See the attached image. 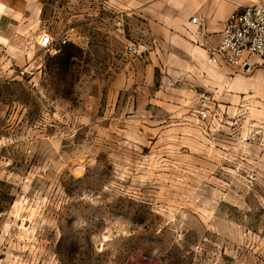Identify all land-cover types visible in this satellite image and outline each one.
Here are the masks:
<instances>
[{"label": "rangeland", "instance_id": "1", "mask_svg": "<svg viewBox=\"0 0 264 264\" xmlns=\"http://www.w3.org/2000/svg\"><path fill=\"white\" fill-rule=\"evenodd\" d=\"M101 2L41 0L0 42V264H264V61L148 102Z\"/></svg>", "mask_w": 264, "mask_h": 264}, {"label": "crops", "instance_id": "2", "mask_svg": "<svg viewBox=\"0 0 264 264\" xmlns=\"http://www.w3.org/2000/svg\"><path fill=\"white\" fill-rule=\"evenodd\" d=\"M254 1L102 0L101 3L124 17V32L118 33L120 40L142 43L147 49L145 58H130V81L137 82L143 76L148 80V102H169L173 97L170 94L180 91V82L183 87L212 88L217 84L218 72L238 70L221 56L218 63L211 62L206 46H217L227 20ZM40 5L41 0H0V42L16 31H23L25 19H30L27 15L32 13L28 16L33 18L35 13L39 15ZM255 61L250 58L248 66L241 70L250 68ZM181 96L171 99L185 102L184 92ZM250 103L264 109V102Z\"/></svg>", "mask_w": 264, "mask_h": 264}, {"label": "built area", "instance_id": "3", "mask_svg": "<svg viewBox=\"0 0 264 264\" xmlns=\"http://www.w3.org/2000/svg\"><path fill=\"white\" fill-rule=\"evenodd\" d=\"M192 20L197 21V17H193ZM115 26L118 33L124 32L123 16H116ZM76 33L77 27L69 22L57 35L49 31L42 33L38 45L51 54L59 53ZM221 35V41L217 46H206L211 62L218 63L221 56L235 68L243 69L248 66L249 59L253 56H258L264 61V0H256L234 13L225 23ZM121 52L123 55L143 58L147 49L142 43L129 42ZM201 97L208 99L205 93ZM198 117L206 121L210 119L211 112L204 106Z\"/></svg>", "mask_w": 264, "mask_h": 264}, {"label": "water", "instance_id": "4", "mask_svg": "<svg viewBox=\"0 0 264 264\" xmlns=\"http://www.w3.org/2000/svg\"><path fill=\"white\" fill-rule=\"evenodd\" d=\"M117 55H118V57H121L122 56V52L121 51L118 52Z\"/></svg>", "mask_w": 264, "mask_h": 264}, {"label": "trees", "instance_id": "5", "mask_svg": "<svg viewBox=\"0 0 264 264\" xmlns=\"http://www.w3.org/2000/svg\"><path fill=\"white\" fill-rule=\"evenodd\" d=\"M65 46H66V45H65ZM63 49H64V48H63ZM62 51H63V50H62ZM62 51H61V52H62Z\"/></svg>", "mask_w": 264, "mask_h": 264}]
</instances>
